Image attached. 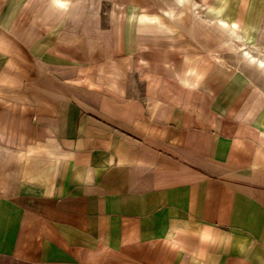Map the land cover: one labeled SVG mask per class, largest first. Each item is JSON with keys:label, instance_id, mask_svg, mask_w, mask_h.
I'll list each match as a JSON object with an SVG mask.
<instances>
[{"label": "crops", "instance_id": "0c3cea01", "mask_svg": "<svg viewBox=\"0 0 264 264\" xmlns=\"http://www.w3.org/2000/svg\"><path fill=\"white\" fill-rule=\"evenodd\" d=\"M257 58L264 0H0V264H264Z\"/></svg>", "mask_w": 264, "mask_h": 264}, {"label": "rangeland", "instance_id": "374dc122", "mask_svg": "<svg viewBox=\"0 0 264 264\" xmlns=\"http://www.w3.org/2000/svg\"><path fill=\"white\" fill-rule=\"evenodd\" d=\"M245 53L248 54L247 51H245ZM249 56L252 57V58L254 57L253 55L251 56V54H249ZM257 61H258L259 63L263 64V66H264V60H263V59H261V58H257Z\"/></svg>", "mask_w": 264, "mask_h": 264}]
</instances>
